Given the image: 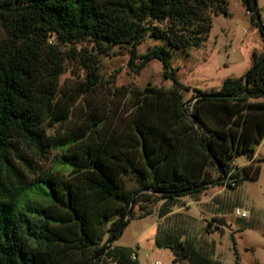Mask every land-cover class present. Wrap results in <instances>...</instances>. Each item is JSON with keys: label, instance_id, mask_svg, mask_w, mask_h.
I'll list each match as a JSON object with an SVG mask.
<instances>
[{"label": "trees", "instance_id": "1", "mask_svg": "<svg viewBox=\"0 0 264 264\" xmlns=\"http://www.w3.org/2000/svg\"><path fill=\"white\" fill-rule=\"evenodd\" d=\"M240 1L262 47L242 74L217 88L192 87L187 110L181 90L188 86L176 78L170 50L197 46L210 14L226 13L225 0H0V264H138L130 248L111 245L136 192L161 198L162 217L206 183L234 187L256 176V165L230 164L237 155L252 160L264 133V25L255 20V0ZM143 36L159 42L136 53ZM81 40L95 53L125 47L134 70L157 59L169 87L144 86L121 129L99 116L67 126L70 105L57 95L58 43ZM82 58L88 90L97 82L95 59ZM50 147L60 151L65 174L36 163ZM207 163L213 179L204 174ZM126 172L137 188H123ZM154 242L171 250L172 261L209 262L169 231L156 228Z\"/></svg>", "mask_w": 264, "mask_h": 264}, {"label": "rangeland", "instance_id": "2", "mask_svg": "<svg viewBox=\"0 0 264 264\" xmlns=\"http://www.w3.org/2000/svg\"><path fill=\"white\" fill-rule=\"evenodd\" d=\"M225 5V14H210L206 36L197 46L170 50L169 62L175 76L188 86L181 90L187 110L192 100V87L217 88L225 77L242 74L251 64L252 51L262 47L258 26L241 1L225 0ZM255 7L264 25V0H255ZM158 42L143 36L135 45L136 53ZM58 47L62 70L57 76V95L67 98L70 105L67 126L88 125L99 116L106 118L115 129H121L135 113L144 86L166 89L170 85L168 78H162L157 59H151L138 70L128 66L125 47L114 45L106 54L95 53L85 40L58 43ZM87 52L95 59L97 75V82L88 90L84 88L86 70L82 64V56ZM165 101V96H161L160 102ZM52 130V127H45L47 133ZM252 148V160L237 155L230 164L232 168L256 165L255 177H245L234 187L225 181L206 183L194 194L180 196L162 217L157 216L161 198L144 195L140 190L136 192L128 212L131 217L111 245L133 250L138 264H188L172 261L171 250L155 244L158 228L187 241L208 258L205 264H264V133ZM59 152L50 147L43 158H35L39 168L56 169L65 174L67 166L59 161ZM204 174L215 178L214 165L207 163ZM120 179L123 188H137L130 172L122 174ZM236 207L243 209L245 215H235ZM215 218H222L225 225L215 224ZM101 264L112 263L105 260ZM189 264L197 263L194 260Z\"/></svg>", "mask_w": 264, "mask_h": 264}, {"label": "water", "instance_id": "3", "mask_svg": "<svg viewBox=\"0 0 264 264\" xmlns=\"http://www.w3.org/2000/svg\"><path fill=\"white\" fill-rule=\"evenodd\" d=\"M255 20H256L257 22H259V18H258L257 13H256V15H255ZM190 117H191V119H192L193 121H196V119L194 118V116H190ZM130 203H131V202H130ZM129 210H130V208H128L127 213L129 212ZM214 223L217 224V225H225V222H224V220H223L222 218H215V219H214Z\"/></svg>", "mask_w": 264, "mask_h": 264}, {"label": "built area", "instance_id": "4", "mask_svg": "<svg viewBox=\"0 0 264 264\" xmlns=\"http://www.w3.org/2000/svg\"><path fill=\"white\" fill-rule=\"evenodd\" d=\"M234 214L235 215H237V216H244L245 215V211L243 210V209H238L237 207L236 208H234ZM130 256L132 257V258H134L135 257V252L132 250L131 252H130Z\"/></svg>", "mask_w": 264, "mask_h": 264}]
</instances>
